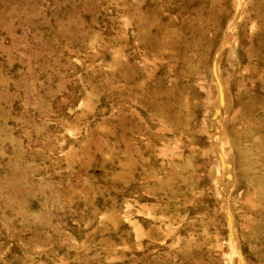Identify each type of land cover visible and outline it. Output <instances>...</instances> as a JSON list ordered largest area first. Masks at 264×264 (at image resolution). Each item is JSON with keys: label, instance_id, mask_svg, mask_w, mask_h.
I'll list each match as a JSON object with an SVG mask.
<instances>
[{"label": "rangeland", "instance_id": "rangeland-1", "mask_svg": "<svg viewBox=\"0 0 264 264\" xmlns=\"http://www.w3.org/2000/svg\"><path fill=\"white\" fill-rule=\"evenodd\" d=\"M0 264H264V0H0Z\"/></svg>", "mask_w": 264, "mask_h": 264}]
</instances>
